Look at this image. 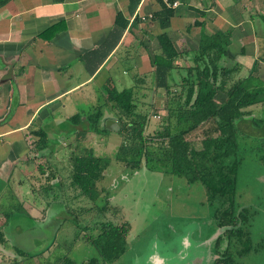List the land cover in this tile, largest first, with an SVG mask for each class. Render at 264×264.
I'll return each mask as SVG.
<instances>
[{
    "label": "rangeland",
    "instance_id": "1",
    "mask_svg": "<svg viewBox=\"0 0 264 264\" xmlns=\"http://www.w3.org/2000/svg\"><path fill=\"white\" fill-rule=\"evenodd\" d=\"M151 41L144 51L136 36H129L126 44L133 47L128 51L129 57L118 69L126 73L120 76L124 82L120 86L116 84L115 88L111 87L113 90L130 88L136 85L138 78L146 79L144 84H139L140 89L135 91L137 113L147 118L146 137L161 128L166 115L164 101L167 97L163 91L154 92L147 66L138 69L136 65L135 56L138 53V56L148 54V57L154 53L153 47L157 41ZM174 42L177 44V40ZM179 46L187 50L182 42ZM263 68L261 66L258 74L253 75L250 86L257 87L258 81L263 85ZM116 71L114 69V73ZM104 72L100 77L106 74ZM248 75L250 73L242 72L236 79H244ZM96 87L87 91L85 88L78 95L76 101L79 100V104L74 106V112H70L72 105L63 101L68 105L66 115L76 113L81 118L94 112L105 101L100 93L95 92ZM246 112L249 115L236 122L240 131L238 145L242 161L237 175L235 213L238 214L243 208L252 213L247 229L252 246L257 250L237 260L240 264H264V104L252 106ZM103 113L104 118H108L104 123L108 132L79 136L80 131L87 127L83 118L79 123L68 120L64 126H52L48 140L50 135L51 138L55 134L58 136L57 144L52 146V153L34 156L33 163L25 159L23 153L22 164L16 166L13 176L8 179L10 186L0 183V222L5 219L7 222L0 229L5 241L0 244V264H61L58 259L65 256L75 264H86L91 258L98 257L97 251L86 244L88 236H96L100 224L110 222L129 225L126 252L115 264H213L216 257L211 244L223 235L224 229L216 224L213 216L216 205L208 204L205 188L199 183L188 185L183 178L169 175L166 167L155 161L149 163L142 159V167L137 171L126 168L116 160L124 141L123 136L117 133V123L112 120L115 118L114 113L108 108L103 109ZM48 121H53L51 115ZM209 126L199 128L188 137L196 149L201 147L202 139L215 132ZM72 129L79 133L72 136ZM17 137L21 139L22 135ZM5 140L7 143L16 138ZM77 146L79 149H91L96 156L111 159L104 179L97 184L102 193L99 207L107 204L104 214L98 215L95 208L88 211L93 208V204L86 198H74L77 192L70 188L68 158ZM5 152L6 149L0 150V159ZM50 173H53L52 179H49L52 176ZM4 178L7 176L0 180L4 181ZM20 181L23 185L17 184ZM49 185L52 190L46 188ZM19 207L29 219L17 211ZM4 213L9 216L4 217ZM71 217L77 218L78 226ZM17 249L26 256L19 255Z\"/></svg>",
    "mask_w": 264,
    "mask_h": 264
},
{
    "label": "trees",
    "instance_id": "2",
    "mask_svg": "<svg viewBox=\"0 0 264 264\" xmlns=\"http://www.w3.org/2000/svg\"><path fill=\"white\" fill-rule=\"evenodd\" d=\"M126 1L127 14L131 18L142 0ZM167 1L173 3L176 0ZM6 2L7 0H0V8ZM157 2L160 8L152 13L151 20L157 22L161 30H166L175 12L174 9L167 8L162 0ZM262 22L264 23V16ZM197 23L199 22H195L198 26L202 25ZM128 24V18L118 11L109 37L113 44L119 41ZM156 40L159 52L149 56L152 67L149 76L154 92L163 91L167 96L164 101L166 115L161 128L155 130L152 136H144L147 118L137 113L138 100L135 94L140 89L139 84L146 81L141 77L136 80V85L121 91L113 90L110 86L105 88V104L98 105L94 112L85 115L83 119L86 120L87 127L80 131L79 136L108 132L104 127L108 118H104L103 109H110L115 116L112 120L117 123V133L123 136L124 141L119 147L116 160L132 171L142 167V159L149 163L155 161L164 165L169 175L183 178L188 185L201 184L207 193L208 204L216 205L213 211L216 224L225 229L228 238L227 250L219 253L220 238L217 237L213 250L218 257L213 264H240L235 260L231 249H235L239 257L257 249L252 246L247 229L252 213L246 208L235 213L237 175L242 161L238 145L240 131L236 122L249 115L246 111L250 107L264 104V83L261 85L258 81L257 87L250 86L258 65L254 64L250 75L244 79H236L238 69L221 64L228 56L230 32L206 34L203 25L198 47L193 51H178L166 32L157 35ZM217 99L221 101L218 102ZM80 119L82 117L77 114L69 121L79 123ZM208 124L215 132L202 139L201 147L196 149L188 137ZM34 133V149L44 156L43 152L49 148L47 136L43 131ZM68 163L69 185L77 192L74 198L88 199L93 204V208L88 211L95 208L98 215L104 214L107 204L99 207L102 193L97 184L104 179L111 159L96 156L91 149H79L77 146L70 153ZM39 169L44 172L43 168ZM50 174L52 176L49 179H52L53 173ZM46 188L52 190L50 185ZM17 211L26 215L21 208ZM72 221L78 226L76 217ZM128 232L129 225L126 223H101L99 233L88 236L86 240V244L97 251L98 257L91 258L86 264L119 262L126 252ZM4 242V233L0 230V244ZM16 251L22 257L26 256L23 251ZM58 262L75 264L67 256L58 259Z\"/></svg>",
    "mask_w": 264,
    "mask_h": 264
},
{
    "label": "crops",
    "instance_id": "3",
    "mask_svg": "<svg viewBox=\"0 0 264 264\" xmlns=\"http://www.w3.org/2000/svg\"><path fill=\"white\" fill-rule=\"evenodd\" d=\"M176 2L179 5L174 8L169 28L161 30L151 20L152 13L160 8L157 0H142L131 18L126 0H7L0 8V150H7L0 159V178H7L0 183L9 185L13 170L24 160L23 153L32 163L34 156H42L34 149V132L43 131L47 136L50 149L44 155L53 151L58 136L50 135L48 140L52 126H64L73 115H66L68 105L63 101L71 104L70 112H74V106L79 104L76 98L85 88L87 91L97 86L95 92L106 100L105 88L123 84L120 76L125 72L118 69L133 47L126 44L130 35L136 36L144 51L149 41L156 40L162 32L167 33L178 51H184L179 46L181 42L187 51H193L198 47L203 25L206 34H231L223 66L238 69V75L250 73L256 63L257 71L264 67V0ZM118 11L129 24L113 44L109 37ZM153 49L154 54L159 52L158 42ZM138 55V69L147 66L152 71L148 54ZM102 72L106 74L100 77ZM261 80L264 82V78ZM123 89L126 88H117ZM49 115L53 121H48ZM76 133L79 132L73 130L72 136ZM11 137L16 140L6 143L5 139ZM17 184L23 185L21 181ZM4 217L8 216L4 213ZM5 220L0 222V229L7 225Z\"/></svg>",
    "mask_w": 264,
    "mask_h": 264
},
{
    "label": "flooded vegetation",
    "instance_id": "4",
    "mask_svg": "<svg viewBox=\"0 0 264 264\" xmlns=\"http://www.w3.org/2000/svg\"><path fill=\"white\" fill-rule=\"evenodd\" d=\"M221 229H224V228H221ZM218 238H220V241L218 242L219 243L218 247H219V250H220L219 253H224L227 250V248H228V238L225 235V229H224L223 235L219 236ZM218 238H216L215 242H217ZM215 242L212 243L211 245L214 246ZM212 246H211V248H212ZM231 250H232V254H234V256H235V260L238 262L237 258H240V257L238 256L236 250L235 249H231ZM244 256H246V255H244ZM215 257L217 258L218 256L215 255Z\"/></svg>",
    "mask_w": 264,
    "mask_h": 264
},
{
    "label": "built area",
    "instance_id": "5",
    "mask_svg": "<svg viewBox=\"0 0 264 264\" xmlns=\"http://www.w3.org/2000/svg\"><path fill=\"white\" fill-rule=\"evenodd\" d=\"M162 2L167 8H172V9L176 8L179 5L176 1H174L173 3H169L167 0H162Z\"/></svg>",
    "mask_w": 264,
    "mask_h": 264
}]
</instances>
